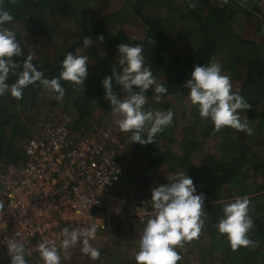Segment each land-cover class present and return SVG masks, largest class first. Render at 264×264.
<instances>
[{
	"label": "trees",
	"instance_id": "trees-1",
	"mask_svg": "<svg viewBox=\"0 0 264 264\" xmlns=\"http://www.w3.org/2000/svg\"><path fill=\"white\" fill-rule=\"evenodd\" d=\"M3 7L14 17L5 26L15 33L25 53L14 57L15 62L22 64L25 56L33 54L32 63L51 79L59 76L67 52L87 55L89 61L82 92L61 80L62 101L39 82L24 88L22 99L10 92L0 96V172L26 161L23 145L48 119L46 112L67 114L74 137L98 133L96 127L115 133L108 122L116 115L104 99L102 80L113 67L119 69V43L142 45L145 67L156 83L167 88L159 102L155 85L148 89L144 110H171L174 115L154 144L132 143L131 133L118 134L126 140L118 157L125 169L121 181L126 176L129 184L120 181L117 193L126 196L127 205L131 198L151 196L153 188L185 172L193 180L194 194H204L206 220L199 238L177 247L182 257L177 264H264V0H228L227 4L223 0H17L15 4L3 0ZM249 28L259 37L246 36ZM100 35L102 42L97 39ZM86 36L93 43L84 49ZM212 61L219 62L222 74L230 77L233 91L238 89L251 104V110L239 113L253 129L251 135L231 127L214 132L211 120L201 118L192 103L177 113L172 98L189 93L184 84L194 66ZM17 78L10 73L7 82ZM112 83L113 92L122 97V86ZM245 195L250 197L254 224L249 238L258 246L233 251L215 225L223 207ZM146 222L138 227L128 223V229L118 225L106 232L98 264H136ZM71 253L84 264L92 262L81 250ZM76 263L80 262L69 257L62 262Z\"/></svg>",
	"mask_w": 264,
	"mask_h": 264
},
{
	"label": "clouds",
	"instance_id": "clouds-1",
	"mask_svg": "<svg viewBox=\"0 0 264 264\" xmlns=\"http://www.w3.org/2000/svg\"><path fill=\"white\" fill-rule=\"evenodd\" d=\"M17 0H10L15 4ZM227 4L228 0H223ZM189 7L195 5L190 3ZM13 15L3 7L0 0V96L5 92L17 100L23 98V89L29 85L39 84L46 90L56 94L55 99L62 101L65 89L61 80L71 82L82 87L88 75L87 55L67 52L61 62V71L58 77L45 78L42 71L32 63L33 54L25 56L23 63L14 61V57L25 55L15 33L5 25L12 22ZM103 41V35L98 36ZM93 41L84 37V49ZM142 45L132 46L119 43V69L113 67L111 75H106L102 80L105 92L104 99L110 103L112 112L119 117L116 124L121 132L131 133L130 140L141 145L154 144L155 136L162 128L172 123L173 112L145 111L147 103L145 92L155 85V99L160 101L161 95L167 88L159 83L153 76L150 68L145 67ZM19 70V72H17ZM18 78L12 84L7 81L9 74ZM122 86L124 95L118 97L113 92V83ZM184 87L190 91L188 98L193 105H197L201 118L210 119L214 125L213 131L219 132L224 127H231L239 132L251 135L253 129L247 119H241L240 112L251 110L239 90L233 91V86L228 75L221 72L219 62L212 61L206 65L194 66L189 79ZM139 89V91L133 90ZM146 134V135H145ZM169 183L161 184L151 190V202L154 214L146 222L139 239V250L135 254L136 264H177L182 259L177 252V247H183L184 242L199 238L206 220L204 210V194L195 195L193 180L185 173L179 172L169 178ZM108 180L105 182L107 183ZM104 183V184H105ZM250 197L245 195L237 197L233 202L227 203L223 209L222 218L215 225L218 233L226 235L233 251L240 247L255 248L258 242L249 238V231L254 224L249 215ZM4 208L0 202V211ZM119 213L120 209L115 210ZM60 249L65 252L77 243L82 244L81 252L92 260L100 257L99 249L90 243L95 237V227L91 228H64ZM7 252L10 264H27L25 260V244L17 239L10 238L7 243ZM60 249L55 243L45 240L37 246V251L44 264H60Z\"/></svg>",
	"mask_w": 264,
	"mask_h": 264
},
{
	"label": "built area",
	"instance_id": "built-area-1",
	"mask_svg": "<svg viewBox=\"0 0 264 264\" xmlns=\"http://www.w3.org/2000/svg\"><path fill=\"white\" fill-rule=\"evenodd\" d=\"M96 130L74 137L70 117L58 113L24 143L26 161L0 172V264H10V238L25 244L27 264H44L37 246L47 240L60 249L64 228L94 226L90 243L99 249L105 247L100 233L114 230L115 219L145 221L154 214L150 195L131 198L127 208L126 196L116 191L125 172L118 157L126 140ZM65 253L60 249L61 257Z\"/></svg>",
	"mask_w": 264,
	"mask_h": 264
},
{
	"label": "rangeland",
	"instance_id": "rangeland-1",
	"mask_svg": "<svg viewBox=\"0 0 264 264\" xmlns=\"http://www.w3.org/2000/svg\"><path fill=\"white\" fill-rule=\"evenodd\" d=\"M245 35L246 36H251V35H255V36H257V37H259V34H257V33H254V31H252L250 28L249 29H247L246 31H245ZM102 47H100V49H101ZM172 101H173V104H174V107L177 109V113H180V111H182V110H188V106H190L191 107V101H190V99L188 98V94H181L180 95V97L179 98H177V97H174V98H172ZM45 111H48V110H45ZM56 111L55 110H53V111H51V112H46V114H45V116H49L48 117V119H53V118H55L56 117ZM47 119V120H48ZM37 120H39V119H37ZM116 120H117V117L115 116H112V117H110L109 118V122H108V126L109 127H112L116 132L114 133L115 134V136L117 137L118 136V134L119 135H124L125 134V132H121L120 130H119V128H118V125L116 124ZM41 121H39L37 124H39ZM36 129H37V127H36ZM122 182V181H121ZM120 182V183H121ZM123 183V182H122ZM124 183H126V184H129V180H127V177L125 176V178H124ZM123 183V184H124ZM116 186V185H115ZM121 187H122V189L125 187V185H121ZM130 201L131 200H128L127 201V208H129V206H130ZM138 229V228H137ZM136 232V231H135ZM137 232H141L139 229L137 230ZM103 234V235H102ZM125 235H127V234H125ZM133 235V234H132ZM100 236H101V238L103 239V237H104V239L103 240H105L104 241V245H105V242H106V236H105V234H104V232H102V233H100ZM132 237V236H131ZM135 240V238H133L132 239V241H134ZM71 250H81L80 249V246L78 245V243L76 244V245H74V246H72V247H70L69 249H68V251L65 253V255L64 256H62L61 257V261H60V264H62V262H63V260H66L68 257L70 258V259H77L81 264H84L83 263V261L81 260V257L80 256H78V255H74L75 253H73V255H72V253H71ZM80 263H76V264H80ZM91 264H98V262L96 261V260H92V262H91Z\"/></svg>",
	"mask_w": 264,
	"mask_h": 264
},
{
	"label": "crops",
	"instance_id": "crops-1",
	"mask_svg": "<svg viewBox=\"0 0 264 264\" xmlns=\"http://www.w3.org/2000/svg\"><path fill=\"white\" fill-rule=\"evenodd\" d=\"M121 184V183H120ZM116 191H117V189H116ZM118 192V191H117ZM146 220H148V219H146ZM146 220L145 221H140V220H138L137 218H134L132 221H125V218L124 219H122V220H120V219H115V228L119 225V226H124V229H128V227H129V225L130 224H128V223H135L136 225H137V227L139 226V225H141V224H143V223H145L146 222ZM128 224V225H127ZM134 228V227H133ZM139 229V228H138ZM137 229V230H138ZM140 230V229H139ZM109 231H113V230H107V231H104V234H106V232H109ZM141 231V230H140ZM103 235V234H102ZM103 239H104V237H103ZM105 241V240H104ZM108 244V243H107ZM105 245H106V242H105ZM82 247H80V249H81Z\"/></svg>",
	"mask_w": 264,
	"mask_h": 264
}]
</instances>
